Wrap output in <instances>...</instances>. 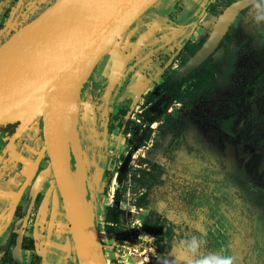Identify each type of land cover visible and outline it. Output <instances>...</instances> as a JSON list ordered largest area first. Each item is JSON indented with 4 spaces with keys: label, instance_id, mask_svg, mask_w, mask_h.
<instances>
[{
    "label": "flooded vegetation",
    "instance_id": "flooded-vegetation-1",
    "mask_svg": "<svg viewBox=\"0 0 264 264\" xmlns=\"http://www.w3.org/2000/svg\"><path fill=\"white\" fill-rule=\"evenodd\" d=\"M39 1L42 0H23L20 5L21 0H0V38L6 36L1 44L14 34L11 26L17 21L22 8ZM217 1L220 0H159L126 31L121 39L125 46L123 51L116 50V55L113 56V47L96 66L84 88L82 101L87 112L80 128L82 144L90 158L89 167L92 170L95 166L100 170L104 158L108 156L102 151L108 147L111 136L107 134L105 139L102 138L103 142L96 137L98 133L106 134L112 130L107 126L105 128L103 124L105 115L118 117L114 130L121 137H127L135 130L137 125L134 119L139 115L140 107L137 101H141L143 95L140 86L144 85L148 76L151 81L158 80L155 82L159 91L173 100L185 103L188 83L195 84L194 88L201 91L211 78L221 74L228 49L227 37L231 30L238 28L243 20L247 26H252L248 23L255 20L257 14L264 13V0H252L238 10L223 39L208 57L189 73L182 75V69L210 38L219 17L229 6L243 0H223V5L220 3L216 7L218 17L208 26V15L214 14ZM131 31L138 33L136 41L139 42L143 37L132 58L130 53L138 42L127 41ZM259 33L262 39L252 41L247 57L256 59L250 67L262 71L264 76V28ZM120 54L125 59L123 67L121 73L117 74L114 86L109 89L114 68L120 62ZM97 73L98 79L95 81L93 77ZM257 81L250 84L253 95L251 112H255L259 102L264 100V90L260 89L261 86L264 88V77L260 82ZM128 99L129 105L125 107ZM141 109L140 115L150 114L144 107ZM262 113L264 115V109ZM248 122L250 125H242L240 129L234 125L219 126L216 130L207 128L208 132L217 135L223 131L233 135L231 138L235 139L234 144H239L236 153L250 146L251 152H256L251 159L256 160L257 166H242L236 157L235 171L229 176L231 184L236 186L235 190L232 188L231 192H221V188L216 187V179L215 191L219 192H201L204 198L202 203L207 204L206 206H200L201 201L196 205V200L191 206L187 200L189 211L195 212L189 216L199 220L201 227L188 221L173 223L172 238L178 243L192 237L205 241L195 256L185 250L189 264L209 254L231 255L235 258L234 264H264V133L259 132L260 126L254 120ZM259 124H263V129L264 120ZM35 125L38 130L32 127L14 142L6 140L7 131H0V264H45L48 258L54 263H61L62 259L50 253V247L54 243L72 247L75 263L79 264L63 197L50 166V158L45 155L38 159L42 120H38ZM239 132L243 135H239ZM237 137L242 140L238 142ZM118 141H123V138ZM89 172L88 168V174L91 175ZM223 179L224 177L220 181ZM208 181L202 179V184L205 185ZM151 214L160 216L164 226L163 238L158 240L148 234L152 239L164 241L167 233L165 220L169 218L159 213ZM168 227L171 225L168 224ZM42 245L44 247L41 250ZM47 248L49 254L46 253ZM240 253L244 254L242 261Z\"/></svg>",
    "mask_w": 264,
    "mask_h": 264
},
{
    "label": "rangeland",
    "instance_id": "rangeland-1",
    "mask_svg": "<svg viewBox=\"0 0 264 264\" xmlns=\"http://www.w3.org/2000/svg\"><path fill=\"white\" fill-rule=\"evenodd\" d=\"M54 1L42 0L27 7L25 5L17 21L11 26L14 33L34 20ZM220 3L223 5L224 1L215 3L214 14L208 15L206 25L209 26L218 17L216 7ZM257 16H264V13ZM263 21L256 18L248 23L252 26H247L243 20L238 28L231 30L227 37L228 49L221 74L211 78L201 91L194 88L195 84L188 83L185 103L173 100L159 91L155 82L158 80L151 81L148 76L147 81L143 82L144 85L140 86L143 95L142 100L137 101L140 107L139 115L134 119L137 125L135 130L127 137H121L114 130L118 117H103L105 128L112 130L106 131V134L98 133L96 137L103 142L102 138L105 139L107 134L111 136L108 147L104 146L107 150L103 148L102 151L108 156L104 158L100 170L96 166L92 170L88 164L87 175L93 180L100 236L108 264H189L186 251L182 255L179 243L172 238L173 223L188 221L201 227L199 220L190 217L195 212L189 211L187 200L191 206L194 200L196 205L201 201L200 206H206L207 204L202 203L204 198L201 192H219L215 191L216 179V187L221 188V192H231L232 188L235 190L236 186L231 184L229 176L235 171L236 157L242 166H257L256 160L251 159L256 152H251L250 146L236 153L239 144H234L236 141L231 138L233 135L225 131L217 135L208 132L207 128L216 130L219 126L234 125L240 129L242 125H250L248 120H254L260 126L259 132L264 133V128H261L263 124H259L264 120V100L259 102L255 112L250 111L253 96L250 84L257 81L256 79L260 82L264 76L262 71L250 67L256 59L247 57L252 41L262 39L259 30L264 28ZM5 37L4 35L0 38V46ZM126 39L136 43L138 33L131 31ZM142 39L143 37L130 53L131 58ZM120 40L115 46L113 56L116 55V50L121 52L125 47L123 40ZM124 60V55H121L119 63L122 67ZM119 63L113 74L119 69ZM120 69L122 70L121 67ZM97 79L98 73L93 77V80ZM260 89L264 90L263 86ZM128 102L130 99L125 107L129 105ZM143 107L150 114L140 115ZM34 127L38 130L36 125ZM239 135L243 133L239 132ZM120 138L123 141H118ZM241 140L237 137L238 142ZM88 160L90 162V158ZM125 161L127 168L121 171L120 167ZM88 168L91 175L88 174ZM222 177L224 179L220 181ZM202 179L209 181L204 185ZM201 189L203 190L200 191ZM109 207L121 210L119 222L113 225V233L105 231L106 211ZM151 213H159L169 218L165 220L167 233L164 241L152 239L145 229L144 222ZM43 247L44 245L41 250ZM48 250L47 248V254ZM50 251L56 258L62 259L61 263L55 262L56 264H76L72 247L54 243ZM239 258L244 260V254L240 253ZM55 263L48 258L45 264Z\"/></svg>",
    "mask_w": 264,
    "mask_h": 264
},
{
    "label": "water",
    "instance_id": "water-1",
    "mask_svg": "<svg viewBox=\"0 0 264 264\" xmlns=\"http://www.w3.org/2000/svg\"><path fill=\"white\" fill-rule=\"evenodd\" d=\"M158 1L56 0L0 46V131H7L6 140L14 142L42 120L38 159L50 158L79 264H108L93 180L87 175L89 157L80 135L81 119L87 112L82 107L84 88L100 61ZM251 2L240 1L224 11L182 75L208 57L237 11ZM126 167L125 162L121 170Z\"/></svg>",
    "mask_w": 264,
    "mask_h": 264
},
{
    "label": "clouds",
    "instance_id": "clouds-1",
    "mask_svg": "<svg viewBox=\"0 0 264 264\" xmlns=\"http://www.w3.org/2000/svg\"><path fill=\"white\" fill-rule=\"evenodd\" d=\"M257 20H264V16H258ZM205 243L202 238L192 237L190 240L181 241L179 242V248L182 252L184 250L187 253L195 256L201 246ZM235 258L231 255H216V254H209L201 259H196L191 262V264H234Z\"/></svg>",
    "mask_w": 264,
    "mask_h": 264
},
{
    "label": "trees",
    "instance_id": "trees-1",
    "mask_svg": "<svg viewBox=\"0 0 264 264\" xmlns=\"http://www.w3.org/2000/svg\"><path fill=\"white\" fill-rule=\"evenodd\" d=\"M141 204H139V207ZM121 210L109 207L106 211V226L105 231L108 233L114 232L115 227L113 226L115 223L119 222ZM145 227L148 233L152 234L158 240H162L163 238V223L161 222L160 216H156L154 214H150L145 221Z\"/></svg>",
    "mask_w": 264,
    "mask_h": 264
}]
</instances>
